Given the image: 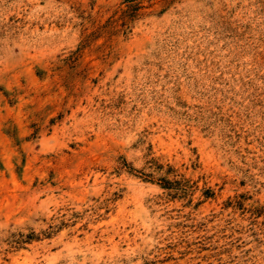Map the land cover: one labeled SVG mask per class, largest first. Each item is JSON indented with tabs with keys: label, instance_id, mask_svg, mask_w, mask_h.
<instances>
[{
	"label": "rangeland",
	"instance_id": "1",
	"mask_svg": "<svg viewBox=\"0 0 264 264\" xmlns=\"http://www.w3.org/2000/svg\"><path fill=\"white\" fill-rule=\"evenodd\" d=\"M0 264H264V0H0Z\"/></svg>",
	"mask_w": 264,
	"mask_h": 264
}]
</instances>
